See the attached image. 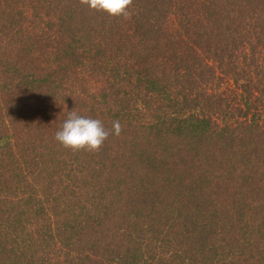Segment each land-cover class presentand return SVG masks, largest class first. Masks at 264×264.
I'll use <instances>...</instances> for the list:
<instances>
[{
  "label": "trees",
  "instance_id": "trees-1",
  "mask_svg": "<svg viewBox=\"0 0 264 264\" xmlns=\"http://www.w3.org/2000/svg\"><path fill=\"white\" fill-rule=\"evenodd\" d=\"M129 11L0 0V264H264V0Z\"/></svg>",
  "mask_w": 264,
  "mask_h": 264
},
{
  "label": "clouds",
  "instance_id": "clouds-1",
  "mask_svg": "<svg viewBox=\"0 0 264 264\" xmlns=\"http://www.w3.org/2000/svg\"><path fill=\"white\" fill-rule=\"evenodd\" d=\"M91 10L106 12L113 17L130 18L129 8L133 0H80ZM123 126L113 121L112 128L106 129L100 119L85 117L75 110L68 113L67 119L55 134V139L66 149L98 152L110 135L119 136Z\"/></svg>",
  "mask_w": 264,
  "mask_h": 264
}]
</instances>
